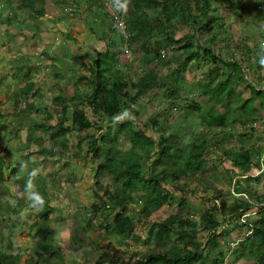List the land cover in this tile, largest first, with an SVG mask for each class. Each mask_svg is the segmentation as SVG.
I'll return each instance as SVG.
<instances>
[{
  "label": "trees",
  "instance_id": "obj_1",
  "mask_svg": "<svg viewBox=\"0 0 264 264\" xmlns=\"http://www.w3.org/2000/svg\"><path fill=\"white\" fill-rule=\"evenodd\" d=\"M91 1L94 19L108 21L107 26L114 36L109 42L105 41L103 50H93L92 63L82 62L86 72L76 74L78 81L73 83L71 102L66 101L63 95L64 77L61 71L55 73L57 81L54 86L59 93L54 97L53 104L60 107L55 126L50 124L54 117L52 111H47L45 118L29 119L34 112L40 114L38 108L43 103L42 89L30 72L21 77L25 84L12 94L15 99L13 108H0V117L15 115L19 117L21 127L29 120L30 136L38 130L49 133L48 147H43V139L37 142L41 146L39 152L44 154L43 161L55 159L60 162L61 155L68 152V134L77 131L74 144L77 152L73 155L78 161L84 159L96 167V181L91 187L95 196L92 209L106 219L113 216V225L105 229L106 234L119 235L125 241L136 238L146 247L143 250L123 249L109 240L100 244L102 251L96 264H124L125 255L132 264H227L229 252L237 261L264 264V146L259 147L258 153L253 147L237 152L223 150L240 181L238 184L244 186L238 187L237 192L246 193L247 199L236 198L231 190L219 188L205 178L209 174L206 168L207 149L220 147V142L214 141L209 131L240 120L247 126L261 118L259 113H264L263 88L249 84L251 96L247 99L238 96L234 100L232 94V86L246 78L241 57L238 58L235 51H241L247 63L257 68V73L264 70V1L129 0L126 10L118 9L115 0ZM44 4L45 0H15L13 12H16L8 21L22 22L26 16L40 20L46 15ZM222 8L243 25L250 23L258 27L260 40L254 47L247 43L248 37L236 42L230 36L225 21L227 18L218 13ZM26 12L29 14L26 15ZM62 15L68 17L69 14ZM121 18L125 20L126 34L119 24L118 19ZM94 27L96 25H92L91 29L94 30ZM203 34L209 36L204 41L201 39ZM66 37L75 38L72 34ZM119 41L125 46L126 64L119 62L123 51L111 49L118 46ZM215 41L224 44L227 53L231 54L230 58L212 49L211 44ZM163 50L166 52L163 53ZM173 51L176 52L174 55ZM208 61L213 66L209 78L199 83V92L213 102L210 109L203 110L196 100L180 105L179 101L183 98L180 87L185 84L186 67L190 62L206 64ZM128 64L138 68L136 77L127 70ZM171 64L176 65L163 74L164 67ZM22 70L17 66L14 77L19 78ZM220 74L224 78L216 82ZM154 89L159 91L155 96H163L170 102L168 110L176 112L165 117L162 110H157L150 115L148 124L140 126L137 123L140 115L137 108L143 105L142 100ZM21 95L31 97L24 106L20 104ZM233 103L236 105L232 106ZM217 104H224L226 112L218 113L215 110ZM248 104L254 107L247 110L250 108ZM89 111L94 114L93 119H90ZM191 114H199L209 131L193 132L195 123L189 118ZM105 118H111L112 124L104 127L99 123ZM185 119L188 125L192 123L191 129L183 125ZM249 129L240 133L239 138L252 139L255 129L252 126ZM157 133H160L159 137ZM3 137L0 129V141ZM126 144L129 147L124 149ZM6 166V160L0 158L1 191L6 192L9 181L13 179L20 187L18 192H28L27 178L30 174L23 175L18 165L12 166L10 171H6ZM253 169L259 170V174L249 176ZM258 184H262L261 189L256 188ZM199 187L211 193L210 197L202 198V202L211 205L194 219L184 215L183 208L189 206L190 196H195L201 190ZM139 190L142 192L139 193ZM33 193L38 194L39 199L35 207L26 211L22 220L13 221L35 231L29 233L31 237L21 240L17 249H23V252L18 253L14 250L12 232L6 234L4 226H0V264H65L62 261L63 247L51 241L55 230L46 223H40L47 220L53 211L46 182L41 187L37 186ZM178 193L182 195L180 200L176 199ZM167 204H176L179 209L163 219L150 220ZM255 210L252 218L251 213ZM33 216L36 218L32 220ZM240 217L243 222L238 226L247 230L233 247L230 242L224 241L219 232L220 219L228 222ZM139 228L143 236L137 235ZM203 232H207L205 240L201 239ZM30 240H34L37 248L22 263L28 251L26 244ZM225 244L227 248L223 247Z\"/></svg>",
  "mask_w": 264,
  "mask_h": 264
},
{
  "label": "rangeland",
  "instance_id": "obj_2",
  "mask_svg": "<svg viewBox=\"0 0 264 264\" xmlns=\"http://www.w3.org/2000/svg\"><path fill=\"white\" fill-rule=\"evenodd\" d=\"M82 1L84 0H45L44 6L46 8V13H48V16L52 17L50 18L51 20L56 17L58 18L60 14H69L68 17H66L68 19L64 20L66 26L65 30L67 32H72L77 38L69 41L67 37L64 35L62 36V32H65V30H62L59 34L60 28L55 25V32L59 35L52 38L50 43L45 44V41L40 37V31H35L36 26H33V24H36L38 21L36 18L26 16V19L22 20V22L13 20L10 22L8 18L11 17V14H15L16 12V10L13 12L15 0H0V108H6L8 110L13 108L15 99L12 94L25 84V81L21 79L26 72H30L34 75L33 80L36 82L37 86H40L42 89L41 97L43 103L40 104L38 108L40 114L37 115V113L34 112L29 116V119L38 120L40 117L45 118L47 111H52L54 117L50 121V124L55 126L60 115V107L53 104L54 97L59 93V89L54 86L57 81L55 73L61 71V74L64 75L65 81L62 84L64 90L63 95L66 101L71 102V95L74 93L73 83L74 81H78L76 74L84 70L81 62L76 60L73 55L69 57L70 59H67V44H71V46L73 45L75 48L80 47L84 53H87V48H90V53L93 55V49L95 51L105 48L103 45L104 41L100 38V34H102V36L107 35L111 37L113 33L109 28L103 30V23L96 25V27H94L95 31H93L89 29L91 28V20H73L77 15L74 14L77 9L81 14L78 18L87 17L91 13L88 7L90 5L93 6L92 1L86 0V2H89L86 6L78 7L82 4ZM246 2H249V0H246ZM39 4L40 2H38V5ZM218 13L223 14L224 19L227 18L225 21L230 30V36H233L236 42L248 37L247 43L251 47H254L258 43L260 35L257 26L255 27L254 24L252 25L250 23L243 25V22L234 20L230 17L232 14L225 10V8L220 9ZM19 14L21 15L20 10ZM28 14L29 12H26V15ZM48 18L49 17L44 16L43 22L51 27L54 23H51V20H48ZM99 20H92L93 26L95 22L97 24ZM101 21L103 22V20ZM32 31L34 33H31ZM98 31H101V33L98 34ZM208 37L207 34H203L201 39L204 41ZM211 46L213 47L212 49L216 50V52L223 57H231V54L227 53L223 43L215 41L212 42ZM111 49L112 51L123 50V52H121L122 59L119 62L121 64H126L128 58L125 55V46L121 45V41H119L118 46H112ZM235 52L238 58L241 57L246 78L232 86L233 99H238V96L242 99H247L251 96L249 84L264 89V70L257 73V68L254 64L247 63V58L243 57L241 51ZM174 53L176 52L173 51L172 55H174ZM82 57L85 59V62H93V59H89L86 55ZM52 58H55V61ZM67 63L70 64V66H66L68 65ZM175 65L176 64H171L170 66L164 67L163 74L170 72ZM17 66L23 68L19 78L14 77ZM212 66L213 64L210 61L206 64L201 62H190L185 69V84L180 87V95H183V98L179 101L180 105H188L190 103L189 101L196 100L202 105L203 110L210 109L213 102L208 96L199 92V83L209 78L208 74ZM126 67L127 70L135 76L138 68L129 64L126 65ZM139 72L140 71H138V73ZM222 78L224 77L220 74L216 82L220 81ZM158 92L157 89L151 91L148 96L142 100L143 105L137 108L140 112L137 123L139 122L140 126L148 124L150 115L157 110H162L163 116L165 117L175 114V110H168L170 102L165 100L163 96H155ZM30 98L29 96L25 97L21 95V106H24ZM235 105L236 103L232 104V106ZM248 105L250 108L247 110H251V108L254 107L252 104ZM215 110L218 113H224L226 112V106H224V104H217ZM88 114L90 119L94 118L92 112L89 111ZM191 116L189 118L192 123H195L193 125V132L198 134L209 131L207 130V125L202 123L199 114H191ZM258 116H261V118L255 119V122L247 126L242 123L243 120H240L233 124H229V126L214 128L209 131L210 137L213 138L214 141L220 142V147L217 149L211 146L210 149H207L206 168L209 169V174L208 176L206 175L205 178L208 182L219 188L226 191L231 190L236 198L240 196L247 199V195L246 193L237 192L238 187L243 188L244 186L241 183L238 184L240 181L235 175L236 172L234 173L233 171L231 162L225 158L223 150L231 149L237 152L242 149L253 147L258 153L259 147L262 145L264 146V113L261 112ZM19 120V117L12 114L0 117V129L4 135L3 139L0 141V158H4L8 164V166H6V171H10L12 166L18 165L23 170L21 172L23 175L27 173L30 174L27 178L28 186L30 187L28 192L24 194L18 192L20 187L17 183L13 182V179L9 181V187L6 192H2L0 189V226H4V233L8 234L12 232L14 235L15 252H23V249H17L21 240H24L26 236L31 237L29 233H34L35 229L28 227L31 229L29 230L25 228L26 226L24 224H18L16 221H13V219L22 220L26 217L25 212L35 207L39 199L38 194L35 195L33 190L37 186L41 187L45 182L46 192L51 198L53 211L47 220H41L43 222L40 223H46L55 230V235L51 241H55L63 247L62 261L65 264H96L102 251L100 244L108 242L109 240L119 248L126 249L129 247L131 249H145L146 247L142 242L136 238L125 241L124 238H121L119 235L114 236L106 234L105 229L113 225V216L106 219L103 214L97 213L92 209V201L95 196L91 187L92 185L94 186L96 181V167L84 159L78 161L77 157L73 155L77 152L74 145L77 141V131H72L68 134L70 140L68 152L61 155L62 159L60 162H57L55 159L43 161L42 158L44 154L39 152L41 146H39L37 142L43 139V147H48L50 143L49 133L38 130L30 136V121L28 120L27 124L21 127L18 124ZM99 123H102L105 127L112 124V121L111 118H105L102 121L100 119ZM192 123L188 125L185 119L183 125L191 129ZM68 124H70L69 121ZM250 126L255 129L254 137L250 140L244 138L240 139L239 134L247 129L250 130ZM230 132L232 134H230ZM159 135L160 133L156 134L157 137H159ZM190 139L191 137H189V140ZM123 142L124 139L122 138L121 143ZM127 144L123 147L124 149L129 147ZM27 158L30 161H27ZM65 163H68V165H64ZM33 167H35L34 172H31ZM55 171H58V173L55 174ZM251 172L252 173L248 174L249 176H256L260 171L253 169ZM199 188L201 190L197 191L195 196L194 194L190 196L189 206L183 208L184 215L191 216L194 219L201 215L205 207L211 205V203L202 202V198L210 197L211 193H207L201 187ZM256 188L261 189L262 184H258ZM141 192L142 191L139 190V193ZM181 197L182 195L178 193L176 199L180 200ZM231 199L234 198L231 197ZM13 208L16 209V211H12ZM257 208L258 207H255L254 209ZM178 209L176 204L173 206H169L168 204L164 205L151 216L150 220L163 219L176 212ZM254 214H256V210L251 213L252 218ZM7 217H10V219ZM32 218L35 219L36 217L33 216L31 219ZM243 218H245V216ZM243 218H236L235 221L232 220L228 222H224L220 219L222 224L219 226V232L223 236L224 241L230 242L231 246H236L234 242H238L240 238L245 235L244 233L247 228H240L238 226V224L243 222ZM145 224L148 225L149 222ZM136 233L139 236L143 234L141 228L137 229ZM206 234L207 232H203L201 239L205 240ZM223 239L222 243H224ZM33 242L34 240H30L26 244L28 251L22 263L30 256V252L37 248ZM4 243L5 242L2 244ZM223 247L227 248L228 246L225 244ZM123 257L125 261L124 264H132L130 263L128 255ZM233 257L234 256L229 252L227 259L230 261ZM59 263H61V261Z\"/></svg>",
  "mask_w": 264,
  "mask_h": 264
},
{
  "label": "crops",
  "instance_id": "obj_3",
  "mask_svg": "<svg viewBox=\"0 0 264 264\" xmlns=\"http://www.w3.org/2000/svg\"><path fill=\"white\" fill-rule=\"evenodd\" d=\"M78 2V1H77ZM89 2H86V0H84V1H82V4H80L78 7H83V6H86V4H88ZM93 7V6H92ZM91 7V5L88 7L89 8V11L90 12H93L92 11V8ZM74 14H77L76 15V17H75V19H73V20H91L90 22H91V26L93 25L92 24V20H99V19H94V17H93V15L90 13L89 14V16H87V17H82V18H78L81 14L78 12V9L76 10V12L74 13ZM45 16H47V17H49L48 18V20H51L50 18H52L51 16H48V13H46V15ZM68 18H66V17H64V16H62L61 14L59 15V17L57 18H54L53 20H51V23H54L53 24V26H51V27H49V26H47L44 22H43V20H44V17H43V19H40V20H38L37 21V23L36 24H33V26H36V30L35 31H40V37L45 41V44H47V43H50L51 41H52V38H54L55 36H57V35H59L60 34V32L62 31V30H65V22H64V20H67ZM34 22V21H33ZM32 22V23H33ZM104 24V28H103V30L105 29V28H107L108 29V26H107V23H108V21H106V20H103V22L101 21V20H99L98 21V23L96 24V22H95V24L94 25H98V24ZM55 25L58 27V28H60L59 29V34H57V32H55V29L56 28H54L55 27ZM68 28V27H67ZM89 29H91V28H89ZM110 29V28H109ZM92 30V29H91ZM90 31V30H89ZM93 31H95V30H93ZM31 33H34L33 31L31 32ZM63 34H62V36L64 35L65 37H66V35L68 34V35H70V34H72L75 38H76V35H74L72 32H67L66 30H65V32H62ZM75 33V32H74ZM101 33V31H98V34H100ZM112 36H113V34H112ZM111 36V37H112ZM98 37V36H97ZM111 37H110V39H108V37H107V35H105L104 37L102 36V34H100V38L102 39V41H104V46H105V41L106 42H109L110 40H111ZM75 38H73V39H75ZM72 39V38H71ZM71 39H68L69 41L71 40ZM77 39V38H76ZM67 46H68V48H67V54H68V58L67 59H70L69 57L70 56H74L75 57V59L76 60H78V61H80L81 62V64H82V62H84L85 61V59L82 57L83 55L85 56H87V57H89V59H93V61H94V55H92V53H90V51H91V49L90 48H87V50H86V52L87 53H84V52H82V49H80V47L79 48H75V46H71V44H67ZM97 49V48H96ZM94 50V49H93ZM98 50H103L102 48L101 49H98ZM123 51V50H122ZM53 60L55 59V58H52ZM86 63H90V62H86ZM68 64V63H67ZM66 66H70V64H68V65H66ZM84 67V66H83ZM81 72H85V67H84V70L83 71H81ZM81 72H79V73H81ZM63 77H64V75L63 74H61ZM64 81H65V77H64ZM234 245H237V242H234ZM234 247V246H233ZM234 258V257H233ZM233 258L229 261L228 259H227V264H236V263H239V264H254V262L253 261H245V260H239V261H237V260H233Z\"/></svg>",
  "mask_w": 264,
  "mask_h": 264
},
{
  "label": "clouds",
  "instance_id": "obj_4",
  "mask_svg": "<svg viewBox=\"0 0 264 264\" xmlns=\"http://www.w3.org/2000/svg\"><path fill=\"white\" fill-rule=\"evenodd\" d=\"M128 2L129 0H122V2L121 0H115V4L120 10H126L128 7Z\"/></svg>",
  "mask_w": 264,
  "mask_h": 264
},
{
  "label": "built area",
  "instance_id": "obj_5",
  "mask_svg": "<svg viewBox=\"0 0 264 264\" xmlns=\"http://www.w3.org/2000/svg\"><path fill=\"white\" fill-rule=\"evenodd\" d=\"M119 20V24H120V27L122 28L123 32L126 34V25H125V20L124 19H118ZM127 36H128V32H127ZM164 51L166 52V50H163V53Z\"/></svg>",
  "mask_w": 264,
  "mask_h": 264
}]
</instances>
